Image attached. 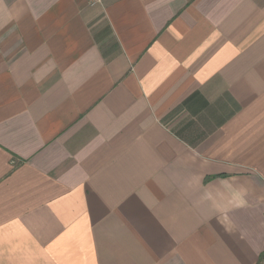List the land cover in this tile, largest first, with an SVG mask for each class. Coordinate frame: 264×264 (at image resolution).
I'll list each match as a JSON object with an SVG mask.
<instances>
[{"label":"crops","instance_id":"obj_1","mask_svg":"<svg viewBox=\"0 0 264 264\" xmlns=\"http://www.w3.org/2000/svg\"><path fill=\"white\" fill-rule=\"evenodd\" d=\"M0 264H264V0H0Z\"/></svg>","mask_w":264,"mask_h":264},{"label":"built area","instance_id":"obj_2","mask_svg":"<svg viewBox=\"0 0 264 264\" xmlns=\"http://www.w3.org/2000/svg\"><path fill=\"white\" fill-rule=\"evenodd\" d=\"M92 3L98 2L99 0H90Z\"/></svg>","mask_w":264,"mask_h":264}]
</instances>
